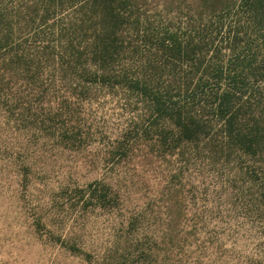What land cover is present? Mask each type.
Segmentation results:
<instances>
[{"label":"rangeland","instance_id":"rangeland-1","mask_svg":"<svg viewBox=\"0 0 264 264\" xmlns=\"http://www.w3.org/2000/svg\"><path fill=\"white\" fill-rule=\"evenodd\" d=\"M84 1L0 0V264H264V147L253 157L218 143L202 109L213 129L179 140L115 83L144 56L141 28L124 32L141 51L116 57L112 78L91 79L87 60L72 67ZM189 4L141 0L140 11L158 30L185 26ZM224 44L204 64L230 61Z\"/></svg>","mask_w":264,"mask_h":264},{"label":"trees","instance_id":"trees-1","mask_svg":"<svg viewBox=\"0 0 264 264\" xmlns=\"http://www.w3.org/2000/svg\"><path fill=\"white\" fill-rule=\"evenodd\" d=\"M140 2L84 1L67 35L72 67L87 60L96 66L91 79L112 78L108 65L116 57L141 51L133 45L127 51L124 32L141 28L144 56L132 76L124 72L114 82L143 97L154 118L169 119L179 140L195 141L213 129L210 120L198 115L202 109L219 122L215 141L256 156L264 147V0H190L192 14L185 26L168 23L158 30L149 28L151 19L140 11ZM88 34L83 48L72 46L73 37ZM219 36L233 57L224 65L204 64ZM241 42L246 50H238ZM212 80L216 86H210Z\"/></svg>","mask_w":264,"mask_h":264}]
</instances>
